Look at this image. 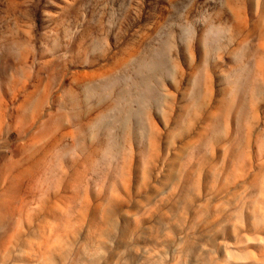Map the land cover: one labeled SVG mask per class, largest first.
<instances>
[{"label":"rangeland","instance_id":"rangeland-1","mask_svg":"<svg viewBox=\"0 0 264 264\" xmlns=\"http://www.w3.org/2000/svg\"><path fill=\"white\" fill-rule=\"evenodd\" d=\"M0 264H264V0H0Z\"/></svg>","mask_w":264,"mask_h":264},{"label":"bare ground","instance_id":"bare-ground-1","mask_svg":"<svg viewBox=\"0 0 264 264\" xmlns=\"http://www.w3.org/2000/svg\"><path fill=\"white\" fill-rule=\"evenodd\" d=\"M117 197V196H116ZM117 199V198H116ZM217 245V244H216Z\"/></svg>","mask_w":264,"mask_h":264}]
</instances>
